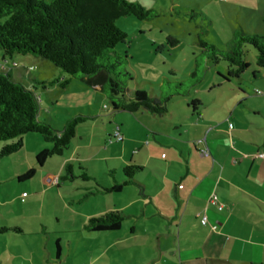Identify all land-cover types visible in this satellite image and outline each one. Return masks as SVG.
<instances>
[{
	"label": "crops",
	"instance_id": "1",
	"mask_svg": "<svg viewBox=\"0 0 264 264\" xmlns=\"http://www.w3.org/2000/svg\"><path fill=\"white\" fill-rule=\"evenodd\" d=\"M230 3L242 10L243 33H264L261 23L264 0H230ZM229 41L224 42V48ZM32 61L36 60L30 56L4 57L0 51V66L4 67L0 70L22 85L27 76L31 78L26 71ZM249 63L238 79L229 81L219 78L226 73L225 65L205 63L209 81L189 94V98L171 99L162 116L144 110L113 111L105 105L98 86L61 76L62 81L68 80L60 96L62 105L66 104L63 105L66 116L53 119L41 108L37 119L43 115V121L51 127L55 124L56 128H52L56 131L74 116L90 119L78 125L68 149L54 161L58 168L50 177L51 183L38 193L44 195L50 192V187L55 189V197L71 216L80 219L82 226L81 232L64 229V234L90 239L91 249L67 250L65 255L59 248L58 252L45 247L16 251L14 240H18L7 229L1 233L5 242L0 264H70L68 257H72L71 263L76 260V264H264V158L256 157L264 154V69L255 67L252 52ZM30 80L47 82L41 75ZM27 89L35 96V88ZM255 90L261 94H255ZM40 94L46 100V93ZM95 99L103 104L97 105ZM191 100L198 102L195 108L188 105ZM116 128L121 142L112 141ZM28 135L22 136L21 149ZM40 139L43 144L35 136L31 138L42 148L31 149L34 158L51 147ZM203 151L205 155L201 154ZM67 163L74 166L76 178L62 181L59 186ZM129 165L141 170L132 176L131 184L109 194L98 192L92 181L80 180L76 168L82 167L101 187L109 188L127 180L122 170ZM43 166L44 163L37 168L30 165L24 173L33 169L35 176ZM66 183L72 185L74 194L66 195L64 189H69L64 186ZM210 194L217 196L221 210L207 203ZM34 202V197H30L29 204ZM109 211H119L124 217L118 230L83 229L90 218ZM202 215L207 220L204 226L199 222ZM35 224L31 235L46 232L45 225ZM18 229L20 235H25L23 229ZM83 256L88 260L82 261Z\"/></svg>",
	"mask_w": 264,
	"mask_h": 264
},
{
	"label": "trees",
	"instance_id": "2",
	"mask_svg": "<svg viewBox=\"0 0 264 264\" xmlns=\"http://www.w3.org/2000/svg\"><path fill=\"white\" fill-rule=\"evenodd\" d=\"M150 10L140 4L126 0H0V51L4 57L12 55L32 56L51 63L56 69L77 79L87 86H98L100 94L113 111L135 113L144 110L154 116H162L167 105L174 97L186 98L188 89L200 82L202 64H223L226 67L222 81L238 79L249 67V53L254 54V65L264 69V33L245 34L240 30L232 33L231 40L224 50H218L207 43L203 37L196 36L198 57L193 60V69L189 73V84L174 83L158 87L159 97H148L136 89L129 90L131 76L125 71V56L115 52V47L126 41L127 35L116 26V21L124 17H133L138 21L149 20ZM264 29V11L261 16ZM170 45L176 43L171 40ZM28 71V70H27ZM58 80L41 82L45 86L54 85ZM68 80L62 81L65 87ZM172 85V86H171ZM166 86V88H165ZM188 87V88H187ZM187 88V89H186ZM196 100L189 102L190 107L197 106ZM38 106L34 93L0 70V158L17 153L22 147V136L38 134L50 149L41 150L35 155V163L42 166L46 159L60 156L68 149L76 134L78 125L89 117L77 115L68 119L61 130H54L48 123L38 121ZM78 178L92 181L102 194L118 193L123 186L131 184V178L141 170L135 165L125 166L123 174L126 181L112 187H101L85 170ZM74 166H63L62 181H71ZM34 170L29 169L17 181H26L33 177ZM124 217L119 211H109L101 216L90 218L83 229L86 232L116 231ZM8 231L1 228L0 234ZM10 231V230H9ZM13 233H21L14 228ZM56 243V252H58Z\"/></svg>",
	"mask_w": 264,
	"mask_h": 264
},
{
	"label": "rangeland",
	"instance_id": "3",
	"mask_svg": "<svg viewBox=\"0 0 264 264\" xmlns=\"http://www.w3.org/2000/svg\"><path fill=\"white\" fill-rule=\"evenodd\" d=\"M38 1L49 2L50 0ZM126 1L138 3L144 9L151 11L149 20L145 21H138L133 17L118 19L116 26L126 33L127 38L125 43L115 47L116 53L125 56L124 69L132 78V81L128 84V89H136L145 93L148 97H159L158 86L163 83L164 85L167 82L172 85L174 83L187 85L191 79H194L189 77V71H192L193 60L198 57L200 52L196 46V36L198 34L216 49L224 50L225 46L223 44L229 41L233 31L240 30L245 25V21L241 16V8L235 7L230 3V0ZM169 39L175 40L176 43L171 46ZM30 58L37 61V63L32 61L27 64V68H32L31 71H26L31 78H39L41 75L44 76L47 82L58 80L52 85L53 87L48 84L42 86L34 83L28 76L23 82L25 87L35 88V91H37L35 96L38 110L42 108L53 119L57 120L62 115L66 116L64 111L66 107L63 106L66 104L62 105L60 100L62 89L66 86L62 88L59 84L62 82L60 77L67 75L60 72L46 60L32 56ZM206 69V66L202 64L200 73H197V78H199L201 71H203L200 82L188 89L189 94L192 95L194 90L200 89L209 81L210 75L207 74ZM41 92L46 93V100L41 97ZM95 101L99 106L103 104L100 99H95ZM64 102H67L66 99ZM104 103L105 105L108 104L106 100ZM83 112L84 115L88 113L86 109ZM44 119L45 117L42 115L38 121L41 122ZM52 127L56 128V125L52 124ZM33 136L38 138L39 144H43L38 134H30L25 137L20 153L0 158V229H9V232L13 234L11 236L17 238L18 241L14 240L17 247H13L17 249L16 251L43 250L45 247L49 251L55 252L56 243L63 255L67 254V250L87 251L88 248L90 250L91 246L88 245L92 243L90 239L75 234L72 237L69 234H64V229L81 232L82 226L79 222L80 219L71 216L70 212L64 209L62 202L55 197V189L50 187L48 190L50 192H46L44 195L38 193L43 186L51 183L50 177L58 168L54 161L59 160L60 156H52L46 159L43 170L37 172L31 179L17 181V175L24 173L26 167L30 165L34 168L38 167L34 163L35 160L30 155V151L31 149L39 151L42 148H39L37 143L31 140ZM3 144L0 142V148ZM55 176L56 174L53 178ZM59 180L60 186L63 183L61 179ZM64 186L69 188L64 189L66 195L75 193V190L71 187L72 185L66 183ZM34 192L36 193L34 195L28 194ZM30 197L32 199L34 197L35 202L33 204H29ZM20 198H22V202L19 201ZM36 222L45 225V234L40 231L38 233L41 234L33 232L31 235V230L36 227ZM14 228L23 229L25 235L13 233L11 230ZM38 228L40 229V227ZM70 239L72 240L70 241ZM4 242L0 234V253ZM6 243L8 244V242ZM80 258L83 259L82 261L88 260L87 256ZM71 259L72 257H68V263L76 264V260L71 263ZM103 262L106 263V260H103Z\"/></svg>",
	"mask_w": 264,
	"mask_h": 264
},
{
	"label": "built area",
	"instance_id": "4",
	"mask_svg": "<svg viewBox=\"0 0 264 264\" xmlns=\"http://www.w3.org/2000/svg\"><path fill=\"white\" fill-rule=\"evenodd\" d=\"M12 66L15 67L16 64H12ZM0 68H1L2 70L4 69L3 66H0ZM27 70H28V71H31L32 68H31V67H28ZM255 94L259 95V94H261V92L258 91V90H255ZM112 141H114V142H121V141H122V136L119 134L117 128H116V129L114 130V132H113V135H112ZM201 154H202V155H205V154H206V151H203ZM256 157H257V158H260V159H263V158H264V154H259V155H257ZM207 203H208L209 205H211V206H214L218 211L222 209V204L218 201L217 196H216L215 194H210V196L208 197V201H207ZM199 222H200V224H201L202 226L206 225V224H207L206 217H205L204 215H202V216L200 217V221H199Z\"/></svg>",
	"mask_w": 264,
	"mask_h": 264
}]
</instances>
